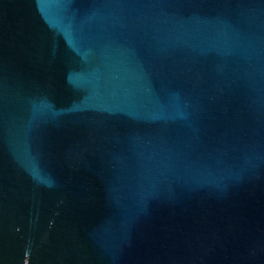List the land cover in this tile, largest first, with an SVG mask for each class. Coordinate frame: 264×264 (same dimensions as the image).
I'll list each match as a JSON object with an SVG mask.
<instances>
[{
	"label": "water",
	"instance_id": "obj_1",
	"mask_svg": "<svg viewBox=\"0 0 264 264\" xmlns=\"http://www.w3.org/2000/svg\"><path fill=\"white\" fill-rule=\"evenodd\" d=\"M0 264H264V0H0Z\"/></svg>",
	"mask_w": 264,
	"mask_h": 264
}]
</instances>
